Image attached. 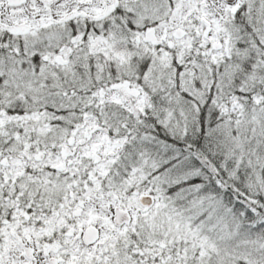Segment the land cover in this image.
Returning <instances> with one entry per match:
<instances>
[{
  "label": "snow or ice",
  "instance_id": "obj_1",
  "mask_svg": "<svg viewBox=\"0 0 264 264\" xmlns=\"http://www.w3.org/2000/svg\"><path fill=\"white\" fill-rule=\"evenodd\" d=\"M0 264H264V0H0Z\"/></svg>",
  "mask_w": 264,
  "mask_h": 264
}]
</instances>
